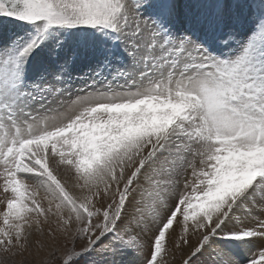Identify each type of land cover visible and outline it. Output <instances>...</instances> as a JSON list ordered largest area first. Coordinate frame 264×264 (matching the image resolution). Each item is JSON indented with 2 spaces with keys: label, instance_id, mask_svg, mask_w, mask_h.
Here are the masks:
<instances>
[{
  "label": "snow or ice",
  "instance_id": "1",
  "mask_svg": "<svg viewBox=\"0 0 264 264\" xmlns=\"http://www.w3.org/2000/svg\"><path fill=\"white\" fill-rule=\"evenodd\" d=\"M0 264H264V0H0Z\"/></svg>",
  "mask_w": 264,
  "mask_h": 264
},
{
  "label": "rangeland",
  "instance_id": "2",
  "mask_svg": "<svg viewBox=\"0 0 264 264\" xmlns=\"http://www.w3.org/2000/svg\"><path fill=\"white\" fill-rule=\"evenodd\" d=\"M29 260H31L32 258L31 257H28Z\"/></svg>",
  "mask_w": 264,
  "mask_h": 264
}]
</instances>
